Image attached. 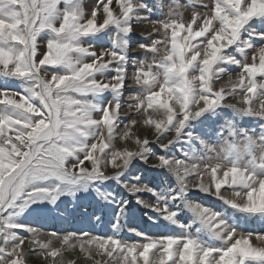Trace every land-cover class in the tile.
Masks as SVG:
<instances>
[{
	"label": "snow or ice",
	"instance_id": "6c2138e0",
	"mask_svg": "<svg viewBox=\"0 0 264 264\" xmlns=\"http://www.w3.org/2000/svg\"><path fill=\"white\" fill-rule=\"evenodd\" d=\"M199 3L206 11L191 12L187 20L180 8L188 7V0L184 5L176 0L166 19L147 20L153 39L138 49L154 58L138 63L132 73L144 91L128 97L131 118L117 132L123 115L119 102L106 105L97 118L98 106L84 97L120 93L128 79V58L120 50L97 53L81 41L112 25L131 33L132 20L147 5L142 0H101L86 14L81 0H0V77L32 84L27 94L0 89V264H30L33 253L50 264H77L78 259L86 264H264V234H237L220 213L199 204L192 210L227 246L141 233V240L126 242L87 232H43L13 222L15 210L23 212L32 203L55 204L95 182L119 180L133 159H146L151 143L168 149L182 140H199L208 155H160L152 166L168 169L182 191L196 189L240 212L264 214V175L256 172L264 170V133L254 137L229 123L227 136L208 144L190 130L193 122L204 124L220 115L221 108L264 119V48L243 63L225 55L250 20L264 17V0ZM45 31L51 37L42 51L39 36ZM221 64L239 66L240 71L225 76ZM110 69L115 76L97 77ZM138 124L148 128L151 138L133 133ZM130 139L134 149L117 147V141ZM123 187L132 195L153 191L142 183L125 182ZM137 202L178 223L177 212L164 200L138 197ZM17 229L30 235L21 237ZM66 253H76L77 259L64 260Z\"/></svg>",
	"mask_w": 264,
	"mask_h": 264
},
{
	"label": "rangeland",
	"instance_id": "374dc122",
	"mask_svg": "<svg viewBox=\"0 0 264 264\" xmlns=\"http://www.w3.org/2000/svg\"><path fill=\"white\" fill-rule=\"evenodd\" d=\"M142 2L147 7L138 10L136 17L132 20L134 30L131 33L125 34L117 26L112 25L100 33L83 37L81 41L85 46H91L97 53L103 50H120L128 58L126 62L128 79L125 88L120 93L106 91L99 95L84 97L98 106L99 110L94 112V116L97 118L102 114V109L106 105L119 102L123 115L118 121L117 132L121 131L131 118L128 116L127 110V105L131 103L128 97L144 91L135 85L132 73L136 70L138 63L151 61L154 58L153 53L138 49L139 45L150 44L153 39V36L150 35L152 27L148 21L166 19L176 0H142ZM81 3L87 14L94 7H99L101 0H81ZM179 4L184 5L185 0H179ZM180 11L183 18L187 20L191 12L206 11V9L202 8L199 0H188V7H181ZM50 37L51 34L47 31L40 34L39 42L42 51ZM261 48H264V17H254L242 29L237 44L227 49L225 55H233L243 63ZM220 67L226 69L225 76L235 75L240 71V67L236 65L221 64ZM52 71L63 73L65 69L55 68ZM115 75L116 72L110 69L98 73L97 77L106 79ZM224 80L226 81V77ZM31 86V82L26 80L0 77V89L8 88L11 91L27 94ZM231 102L234 103L235 100H231ZM218 111L220 115L212 116L204 124H200L199 121L193 122L190 129L208 144H217L226 137L229 123L233 124L236 129L246 131L254 137H259L264 133V119L239 114L231 108H221ZM135 118L138 121L142 119L140 116ZM132 131L141 138L146 135L151 138V133L145 126L138 124ZM166 135H171V133ZM161 141H164V137H161ZM91 142L90 138L88 143ZM125 144L130 149L135 148L133 139L127 142L117 141V147H123ZM186 152L190 156L195 155L198 158L208 155L199 140L192 144L182 140L168 149L162 148L160 143H151L149 152L145 154L146 159L140 157L133 159L119 180L109 179L95 182L87 190L80 189L74 194L61 196L55 204L47 201L32 203L23 212L15 210L13 222L41 229L43 232H87L94 236H114L126 242L141 240L142 237L137 234L141 233L148 237L166 235L193 237L199 239L205 246L216 248L227 246L222 238L216 237L204 226L192 210L194 205L199 204L220 213L229 228L235 229L237 234H264V214L240 212L224 200L196 189L182 191L176 177L168 169L152 166V161L156 156L184 158ZM243 162L247 164V158H243ZM111 171L109 169V172ZM256 172L257 175H264V170L256 169ZM135 177H139V181L135 180ZM125 182L142 183L153 191L132 195L123 187ZM138 197L151 202L164 200L169 204L171 210L177 212L178 223L170 222L162 214L138 203ZM173 197L177 198L173 199ZM15 231L21 237L30 235L27 231L19 229ZM54 246H59V242L54 241ZM59 259L58 257L57 261ZM63 259H77V255L76 253H66ZM29 262L30 264H50L35 253L29 256ZM77 264H86V262L78 259ZM250 264H258V262H250Z\"/></svg>",
	"mask_w": 264,
	"mask_h": 264
}]
</instances>
